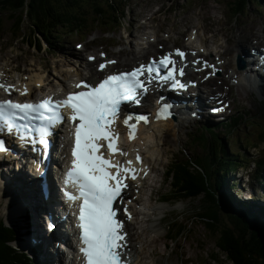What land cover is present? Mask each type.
<instances>
[{
  "label": "rangeland",
  "instance_id": "rangeland-1",
  "mask_svg": "<svg viewBox=\"0 0 264 264\" xmlns=\"http://www.w3.org/2000/svg\"><path fill=\"white\" fill-rule=\"evenodd\" d=\"M123 1L126 5V11L121 26H101L97 31L94 30V27L92 28L91 24H88V26H81V24L78 23L65 29L63 28L65 23H62L56 34V37L59 40L54 42L49 38L52 40L50 48H48L49 44L46 40L41 38L40 35L34 33L31 34L28 28V25L31 24L30 20H27V24L24 25V32H27L30 35L26 36L24 39L20 38L14 40V37H11L10 35L13 20L5 14H0V62L6 59L11 61V70H7L4 67V71L13 74L14 76L18 69L23 73V77L26 78L31 72V68L37 70L43 65L44 71L49 74L52 70L55 69L56 71L57 68L61 67L63 59L76 64L71 67L77 69L78 66L80 67L81 62L88 63L87 56L89 54L103 51L109 54V58H118L119 67H125V60L128 56L122 55L120 51L131 48H137L140 50L145 42H148L149 40L158 41L157 38H160L163 41L151 45V48L148 49L149 55L150 53L152 55L158 54L157 51H159V53H164L172 47L183 48L187 45L191 51L195 50L196 52H199L201 50L204 54L213 51L215 55L217 54L215 57L212 56L209 61L210 64L216 65L217 63H220L222 66L224 63L226 65H229L230 63L228 69L216 74L215 79H211L210 77L213 69H208V71L202 74L207 81H210V83L203 82L202 85L206 86L207 91L214 92L215 99L220 96V91H230L229 97L230 102L232 103V110L228 116L231 115V117L234 118L235 114L239 111L242 116H244V114H251L252 117L255 112L259 111V104L264 102V100L259 97V94L258 96L254 95V92L247 84L241 83V78L235 81L231 80L233 74L237 73L241 77L245 73L244 67H242L241 58L237 56L238 52L225 54V61L222 59L223 62H219L217 59L222 58L219 52L224 53L226 52V48L231 49V47L235 45L236 40L241 44L245 43V45L250 46L248 49L253 48L252 41L259 43L262 49L264 48V0L262 2L246 1L241 3L239 5V12L235 6L237 3L235 2L236 0ZM248 2L254 3V6H251L249 3L248 6L245 7L244 5ZM223 35L226 37H223ZM228 37L230 39H228ZM81 43H83L85 48L83 52L78 51L76 48V44ZM160 49H162L161 52ZM258 52L261 53L260 51ZM191 54L193 55L192 52ZM75 58L79 63H76L74 60ZM96 64L92 65L96 66ZM80 69L82 71H79L83 73L85 78H88L91 75L89 70H84L82 67ZM188 115L189 114H187V116ZM201 122L204 123L207 122V120ZM226 122L227 123L223 128H221V131L230 132L228 129L229 125L227 126V124L231 123V120H227ZM249 122L250 120L247 123ZM195 123L200 122L193 119L189 122H184L179 128V131L176 129V134L173 129L167 127L165 132L169 131L170 133L168 143L164 144V141H159L160 143L155 144L153 148L150 162L152 163L154 171L153 176L149 181L150 187L144 189L143 198L145 202L143 201V203L147 208L152 207V209H161V207H164L165 209L163 213H158V211L155 212L154 210L149 212L148 209H144L147 217L143 218L144 213H139L136 222L131 224L130 231L133 236L132 258L135 261L137 259L139 263L141 262L140 260L143 259V264H218L211 258V255L212 257L218 256L215 243L208 234H205L203 237L205 241L202 239V230L200 224L196 220V217L205 210V207L213 208L212 204H209V202H206L207 204L205 203V201H207L205 199L208 192L205 191L206 193H203L195 199H187L183 194L182 199H177L173 202L174 204H162L160 202L161 200L163 201L175 197L173 194H169L170 188L173 187L172 184H167L164 180V166L169 163L172 153L177 150L182 149L191 154L190 150H185L186 144L183 143V138L184 135L189 132L188 130L191 129V127L195 128ZM262 131H264V114L254 118V124L249 127L248 124H245L241 129L236 128L234 133L226 137L227 140L225 141H227L226 144L229 147V150L232 149V152L237 153L243 148V154L248 155L250 158L256 157V159H261L264 158V149L261 150L256 147L258 145L254 144H257L256 138L261 136L260 134ZM171 148L173 151L168 156L164 157L165 153L163 152H167L171 150ZM241 166L243 167L242 169H244L241 172L245 171L247 168L252 170L250 171V177L247 176V173L243 172V174L246 175L245 177L248 182L249 179L252 178V181L249 183L251 195L246 193L243 197L246 198L251 196V199H253L252 204L260 202L264 199V194L262 193V187H259V183L257 184L256 181L257 174L255 172L256 167L254 161L245 164L241 160ZM231 177L232 176L229 175L228 179L230 180ZM236 183L238 184V180H236ZM242 185L244 186L243 182ZM15 188L21 190L23 188L22 181H19V183L12 186V188L11 186H5L4 190L0 189V201L1 198L5 200L6 214H8L9 208L11 209L6 203V200L10 198L8 193L13 196ZM249 189L246 190L249 191ZM22 190L21 195L23 198L25 197L28 200L29 195L32 200L33 198H37L35 195H28L29 191L27 189ZM203 190L207 189L204 187ZM38 191L40 192V189H38ZM153 193H155L153 195L154 199L160 197L161 200H158L157 202L156 200H153L152 202L149 201L148 198ZM8 205H10V202H8ZM32 210L33 209L30 208L25 214V216L30 219L25 218V220H22L19 224H16L13 221H17L22 215L14 216V213L10 211L12 213V218H9V220L13 223H9L6 220V214L5 217H2L7 227L13 228L22 233L27 231L28 236H25L22 242L19 243V247L14 241H12L10 245H16L17 249H22L21 251L23 253L30 256L34 254L37 247L41 246L39 244L34 246L33 244V247H29V249L26 248V243L29 240H32L37 229L40 230L34 218L36 220L39 218L40 221L41 218L39 216L37 217L36 214L34 216L35 211L32 212ZM13 211L17 215L22 214L24 210L23 207H14ZM261 211L262 208L259 205L255 206L254 212L256 214ZM179 215H183L181 218V222H183L182 228L187 224L188 226L195 228V230L187 232L186 235H174V237L177 238V241L169 242V239H166L165 237L167 234L164 229L165 222L171 219V217ZM2 218L0 217V220ZM45 221L46 219L44 218V222L42 223L43 228H46L47 226ZM185 230L186 229H184V232ZM143 231L145 234H143L142 239H139L143 242L140 244L142 256L138 257L136 249L139 243L137 242L139 241V234ZM51 239H53V237ZM153 239L155 240V243L160 245L159 253H154L153 247L148 244V241L154 242ZM52 242H54V240ZM166 244L173 247V250L175 247V252L172 253V249L169 248V246L166 247ZM45 254L46 253L42 248V254L37 260H43L46 256ZM219 260H222L223 264H232L225 257L219 256L218 261ZM41 264L43 263L41 262Z\"/></svg>",
  "mask_w": 264,
  "mask_h": 264
},
{
  "label": "snow or ice",
  "instance_id": "snow-or-ice-1",
  "mask_svg": "<svg viewBox=\"0 0 264 264\" xmlns=\"http://www.w3.org/2000/svg\"><path fill=\"white\" fill-rule=\"evenodd\" d=\"M104 55L101 53V56ZM174 57L184 60L186 53L176 49L158 60L154 58L147 65L109 74L95 85L81 81L75 85L79 91L70 92L58 101L51 98L39 103L0 100V131L16 128L17 120L43 121V126L34 128L40 136L38 142L43 145H47L46 137L57 123L65 119L72 121L74 143L67 182L77 188L78 195L68 193V198L81 201L78 227L83 245L80 252L85 264H132L125 251L128 248V232L121 212L128 220L132 216L126 207L120 209L118 205L124 203L123 192L128 187L127 182L137 180L139 172L143 171L136 167V164H143V159L138 152L135 161L128 158V150L120 144V128L124 127L129 141H135L138 139L139 124H148L150 120L148 115L125 112L121 121V112L125 105H139L153 80L172 81L173 87H185L177 79V76H184V68L177 67ZM115 63L114 60H107L99 65V69L103 71L109 64ZM205 66L214 67L206 63ZM161 69L167 70L166 75H161ZM0 88L9 94L16 90L15 85L4 81H0ZM27 92L25 87L21 94L27 95ZM170 108V104H162L157 118L167 119ZM65 110L70 112L67 117ZM19 127L28 130L30 126L23 124ZM26 135L22 132L20 138L24 139ZM3 151H7V147L0 139V152ZM121 157L124 159L121 160Z\"/></svg>",
  "mask_w": 264,
  "mask_h": 264
},
{
  "label": "trees",
  "instance_id": "trees-1",
  "mask_svg": "<svg viewBox=\"0 0 264 264\" xmlns=\"http://www.w3.org/2000/svg\"><path fill=\"white\" fill-rule=\"evenodd\" d=\"M246 1L263 0H236L238 12L239 5ZM252 2L244 6L247 7L249 3L254 6ZM125 11L123 0H0V14H5L13 20L10 35L14 40L30 35L24 32L27 20L31 21L28 25L31 34L53 38L62 23H65V29L78 23L81 26L91 24L95 29L101 26L119 27L125 18ZM207 132L212 131L206 129L203 133ZM221 141H224L221 137L216 138L214 146L207 141L205 145L209 153L204 158L198 161L195 159L196 162L189 157L176 160L170 166V172L181 181L178 184L179 191L184 192V197L195 199L208 192L205 203L209 202L213 208L205 207L196 220L202 230V239L208 234L215 243L218 256L211 255L213 261L223 264L222 260L218 261L221 256L232 264H264V222L260 223L253 212L243 208V204L239 205L230 197L225 178L240 167L241 161L239 154L234 158ZM261 166L264 168V163H261ZM204 187L207 190H203ZM174 227L176 230L174 234L170 232L169 237L172 242L177 241L174 235H186L187 232L195 230L187 224L182 228V224L174 223ZM17 239V232L7 228L0 221V264L27 262L25 256L20 255L10 245ZM14 252H17L18 256Z\"/></svg>",
  "mask_w": 264,
  "mask_h": 264
},
{
  "label": "bare ground",
  "instance_id": "bare-ground-1",
  "mask_svg": "<svg viewBox=\"0 0 264 264\" xmlns=\"http://www.w3.org/2000/svg\"><path fill=\"white\" fill-rule=\"evenodd\" d=\"M223 33V32H222ZM226 35V34H225ZM154 37V35H153ZM223 37H226L223 35ZM228 39H230L228 37ZM228 39H227V42H228ZM158 42L160 41H163L161 40L160 38H157ZM151 45L152 44V41H148V42H145L144 45L142 46H145L143 48H141L140 50H138L137 48H131L129 50H124L122 51V55L124 56H128L125 60V65H129L131 67H135L136 63L138 61H142V60H146L148 59V57L151 55H149L148 53V49L151 48ZM250 46H247L244 44H241L239 42H237V40L235 41V45L231 47V49H228L226 48V52H219V54L222 56L223 60L225 61L224 59V56L225 54H230L231 52H238L237 56H239L241 58V54L244 56V58H246L248 60V64L249 65V62H250V59L249 57L251 55H256V53L258 52L257 49L254 47V49H248ZM255 52V53H253ZM91 56H94V55H91ZM200 57V54L199 52H196L194 55H190L189 56V59L187 60V64H185V69L186 71H190V72H196V70L198 69L197 67V64L193 62V60L197 59ZM242 59V58H241ZM76 62L78 61L76 58L74 59ZM107 60H111L110 58L100 62V64L106 62ZM1 61V60H0ZM202 62H206L205 59H202ZM11 61L9 59H6L2 62H0V76H3V79H4V82H6L7 84H13L14 80H15V74H14V77L13 76H9L5 73L4 71V67L7 69V70H11ZM98 63V62H97ZM99 64V65H100ZM75 64L73 63H70L68 60L66 59H63L62 60V65L60 68H57L56 71L55 69L52 70L51 73L47 74L45 71H44V66L41 65L39 69L37 70H33L32 68L30 69L31 72L29 73V75H27L26 79H19V83L20 85L22 86H29L28 89V92L29 94H32V93H41V94H44L45 93V89L49 88V87H52L53 89H51L49 91L48 94H52L54 93L56 90H59V88H66V87H69L70 86V83L72 81H75L74 79L77 78L78 80H81V79H92V78H95L96 75H100L98 74L99 73V67L96 68L94 65L92 64H89V63H83L81 62L80 64V67L79 68H83L84 70H89L92 77H89V78H85L83 76V73L79 71V69H74V67H71ZM139 64L136 66L138 67ZM203 66V65H201ZM112 67L113 65H111L107 71H104L103 73L105 74H108V71H110L111 73H114L112 71ZM206 69V68H205ZM221 69L222 72H224L226 70V65H224L222 68L220 67H217L215 70H219ZM33 70V71H32ZM124 71H127L125 69H123ZM62 71H65L64 74H62ZM120 71V70H119ZM206 71H208V69H206ZM98 72V73H97ZM34 73V74H33ZM247 74L250 76V79H251V82L253 84V86L257 89L258 93L257 94H264V79L262 78V76L258 73H254L252 71V75L251 73L247 72ZM233 75H236L233 74ZM211 77L212 79H215L216 78V73L215 71H213L211 73ZM242 80H244V82H246V79L243 77ZM253 81L255 83H257L258 87L255 86V84L253 83ZM43 85H46V88H44V91L41 90V92H38L37 91V86H43ZM58 88V89H57ZM15 89L16 90H13V91H17L18 88H16L15 86ZM0 91H1V88H0ZM166 97V101L165 103H169V102H172L174 104H181L182 105V108L183 110H187L188 107L190 106V110H192V106H195L198 108V106L196 104L198 103H186L184 104L183 100L182 99H179V98H170L169 96H165ZM169 100V101H168ZM211 106H213V103H210ZM203 107H200L199 109H201ZM194 111V110H192ZM153 116L154 117H157V111L154 110L152 112ZM175 114H176V117H175ZM207 116V115H206ZM179 117V120L177 122H175L174 120L176 118ZM208 117V116H207ZM171 120L170 121H166V122H162V121H152V123L149 125V126H146L144 127V130L142 132H140V136L141 138H138L140 141H143V144H146V143H149L151 144V148L153 149L155 144H159L160 142L164 141V144L168 143V138H169V131L165 132V129L167 127H170V129H178L181 127V125L186 122L187 120H191V116L188 118L187 114L186 113H179V110L178 108H176V110L174 111L173 109L171 110V116L169 117ZM22 125L25 124L26 122L23 121L21 122ZM20 123V124H21ZM28 124V123H27ZM59 124V123H58ZM207 124L209 126H211V124L209 122H207ZM42 126L44 124H41ZM34 126V125H33ZM60 126V125H59ZM57 126V127H59ZM51 132H53V130L51 129L50 130ZM12 132V130L10 131ZM39 141V140H38ZM36 142L37 144H41L39 142ZM157 141V142H156ZM160 141V142H159ZM125 142H129L128 141V138L126 139ZM7 147V146H6ZM8 150V147H7V151H5L3 154H7V155H4V157H6L8 159V162L9 163H6L4 164V162L2 160H0V186L5 188L6 187H9V185H11V188L12 186L14 185H17L18 183H14V184H11V181L13 180V178H16V180L19 182V181H22L23 183V187H28L29 188V194L31 195H35L37 196V198H33V200L31 199H25L23 198V196L21 195V190L20 192L16 191L13 193V196L10 197L9 201L10 202V207L11 209L9 208V211H8V222H11L9 220V218H12V213H14V216H21L19 219H17V221H15L16 223H21V220L22 218L25 217V214H26V211H27V207L29 205L30 208H32V212L35 211L34 213V216L36 214V216L40 217L41 218V221L40 219L38 218V220H35L36 224L38 225V227L40 228V230L37 229V231L35 232V236L34 238L31 240L30 244H27L26 243V248L29 249V247H33V244H39L43 247L44 251H45V257L43 260H41V262L43 264H46V263H49V264H55L54 262L57 261L58 259L61 260V259H67V257L63 254V252L61 251L60 247L64 246L62 245V242H59L57 244L58 247H55V251H52V249L54 248V244H52V234L48 232L47 229L43 228V222H44V213L47 211L49 212V214L51 215H54V210L53 208L49 207V206H46L44 204V191L42 188H39L40 189V192L38 191V185L36 183H38V176H37V179L34 180L33 182L30 181L24 174H25V171H26V168H25V164L23 163V166H20V169H18V166H19V163L20 161L23 162V158L22 156L19 154L18 156L15 155V154H12L10 153ZM172 151V150H171ZM37 151H34V154H36ZM38 157L35 158V160L38 162V163H41L40 160L37 159ZM55 176L58 175V172H55L54 173ZM263 177H258L256 179L257 181V184L259 183V187H263ZM252 181V178L249 179V183ZM249 183H248V186H249ZM28 184H30V186H28ZM245 184V183H243ZM238 185L240 187H244L242 185V182L241 181H238ZM173 186V185H172ZM0 187V189H2ZM230 193V192H229ZM51 194H53V189L51 188ZM1 195V194H0ZM155 201L156 199L153 198V196L151 195L149 197V201ZM72 200L69 199V202H71ZM1 202V201H0ZM34 202V204H33ZM65 203V202H64ZM231 203H233L231 201ZM14 207H20L22 208L23 207V213L22 214H15V212L13 211ZM237 207V206H236ZM150 212L152 210H154L155 212L158 211V213H163L164 212V207H161V209L159 208H155V209H152V207H148L147 208ZM11 211V212H10ZM242 211L244 212V209H242ZM66 214V213H65ZM62 217V213L60 215ZM146 217V216H145ZM49 226V224H47ZM137 225V223H136ZM156 225V224H155ZM70 226V225H69ZM71 229V227H70ZM139 229V228H137ZM36 230V229H35ZM139 231V230H138ZM73 234H76V231L74 230L73 232H70L69 233V236H70V239L71 241L68 242V245L71 244V242H73ZM143 234H145V232L143 231L141 234H139V237H138V240L139 239H142V236ZM59 237V239H61V234L57 233L56 236H55V241L57 240V238ZM155 239V238H154ZM153 239V240H154ZM130 243H133V241H130ZM137 243L139 244H142L143 242L142 241H138ZM148 244L153 247V250H154V253H159L160 249H159V246L157 243H155V240L154 242L153 241H148ZM144 245V244H143ZM169 248H171L170 245H168ZM128 252H129V255L132 256L133 254V249L131 246H129L127 249H126ZM52 251V252H51ZM137 251H138V257H141L142 253H141V249H140V246L137 247ZM69 252V251H68ZM143 252V251H142ZM144 253V252H143ZM69 254H72L69 252ZM54 256H56L57 258H55ZM80 256V254H79ZM75 258H78V253L75 255ZM137 261V259H136ZM135 261V262H136ZM141 262H137V264H143L144 263V260L141 259L140 260ZM146 261V259H145ZM45 262V263H44ZM74 264H75V261H74ZM133 264V263H132Z\"/></svg>",
  "mask_w": 264,
  "mask_h": 264
}]
</instances>
